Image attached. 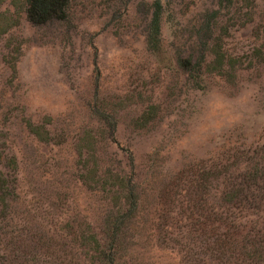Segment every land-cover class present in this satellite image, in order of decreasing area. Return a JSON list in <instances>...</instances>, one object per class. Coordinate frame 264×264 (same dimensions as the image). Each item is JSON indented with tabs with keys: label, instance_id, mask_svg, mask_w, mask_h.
Returning <instances> with one entry per match:
<instances>
[{
	"label": "rangeland",
	"instance_id": "obj_1",
	"mask_svg": "<svg viewBox=\"0 0 264 264\" xmlns=\"http://www.w3.org/2000/svg\"><path fill=\"white\" fill-rule=\"evenodd\" d=\"M26 6L0 0L1 256L264 264V0Z\"/></svg>",
	"mask_w": 264,
	"mask_h": 264
},
{
	"label": "trees",
	"instance_id": "obj_2",
	"mask_svg": "<svg viewBox=\"0 0 264 264\" xmlns=\"http://www.w3.org/2000/svg\"><path fill=\"white\" fill-rule=\"evenodd\" d=\"M68 0H26V9L25 15L26 19L33 25L43 24L52 20H61L65 17V8ZM201 57H203V50H201ZM180 63L184 65H189L190 57L179 58ZM1 182L4 183V186L1 185V197L5 199L6 192L8 191L5 183L6 179H1ZM245 190V189H244ZM246 191V190H245ZM240 196H239V195ZM246 197H253L252 193L245 194L242 191V188L236 189L235 200L241 201L246 200ZM4 206L6 204L4 203ZM14 260V259H13ZM8 258L1 256L0 254V264H13Z\"/></svg>",
	"mask_w": 264,
	"mask_h": 264
}]
</instances>
